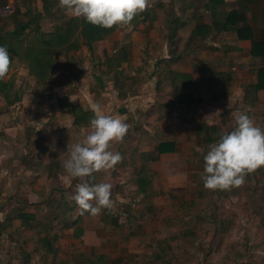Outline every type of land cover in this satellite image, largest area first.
Here are the masks:
<instances>
[{"label":"crops","instance_id":"0c3cea01","mask_svg":"<svg viewBox=\"0 0 264 264\" xmlns=\"http://www.w3.org/2000/svg\"><path fill=\"white\" fill-rule=\"evenodd\" d=\"M3 3L4 6H0V39L7 45L32 34H51L56 27H64L69 18H75L59 6L58 0H26V3L24 0H3ZM6 6L9 7L4 8ZM14 19L20 22L18 27ZM80 29L79 26L77 49L51 58L52 68L46 70L48 76L31 77L22 62L14 57L12 70L1 81L4 85L0 95L10 93L11 98L10 95L0 98V143L9 136L16 138L21 148L23 140L28 139L35 150L25 153L19 150L23 153L13 163L19 172L17 169L12 171L11 167L4 168L7 155L0 151V202H4L10 193L13 200L45 202L38 192L54 190L52 185L60 187L55 188L61 194L56 202H74L71 196L79 178H73L71 183L63 162L67 158V145L80 143L90 131V125H74L69 107H59L56 101L63 98L70 106L92 114V104L99 103L106 114L122 118L123 109L121 112L113 101L115 95H122L120 81L124 79L143 82L138 85L141 92L130 100L125 97L124 103L128 101L131 107L133 98L140 101L144 97L150 100L157 96L156 101L148 105L151 109L161 107L162 111L155 109V117L143 118L145 132L134 131L132 124L135 122L123 118L130 126L128 133L122 142L113 143L111 148L121 154L122 162L109 173L93 174L94 183L107 181L113 185L112 192L119 191L120 195L114 196L115 202H159L154 200L155 196L163 202L172 198L171 189L164 192L158 179L167 171L162 168L161 161L177 153V136L188 132L185 128L188 120H195L197 125L201 117L208 116L203 106L210 100L211 106L206 108L213 113L212 103L215 105L216 99L210 96L212 90L219 89L225 95H231L236 101V109L252 119L256 116L255 124L264 126V90L251 89L261 68V58L250 53L251 40H264V0H152L151 7L138 15L130 28L114 26L100 39L89 43L79 35ZM12 79L13 87L10 86ZM104 83L113 85L112 93L101 89ZM204 88L208 90L207 97L200 103L198 98ZM22 94L29 96L25 104L16 98ZM179 95L195 96L200 104L187 111L186 104H179L183 99H179ZM18 108L22 120L28 121L33 129H22V124L15 119L11 133L8 121L11 111L17 114ZM212 117L209 118L211 122ZM62 126L66 132L56 133V128ZM178 128H181L180 133ZM84 132L85 136H80ZM125 140L129 147L134 144L132 150L122 144ZM160 143L170 145V152H157ZM141 144L145 149H139ZM26 156L29 159L23 162ZM43 174L46 182L42 179ZM118 174L122 177H111ZM101 175H104L102 180ZM198 185L194 183V187ZM75 217L89 218L100 224L97 216L87 212ZM23 222L27 223V219Z\"/></svg>","mask_w":264,"mask_h":264},{"label":"rangeland","instance_id":"374dc122","mask_svg":"<svg viewBox=\"0 0 264 264\" xmlns=\"http://www.w3.org/2000/svg\"><path fill=\"white\" fill-rule=\"evenodd\" d=\"M13 81L14 79L11 87ZM120 84L123 93L115 95L114 105L121 112L123 109L122 118L135 124L140 122L139 125L132 124L134 131L145 132L142 127L143 118L155 117V109L162 111L161 107L152 105L155 108L151 109L148 105L155 102L157 96H152L150 100L144 97L140 101L133 98V105L129 107L128 101L124 103L125 97L130 100V97L140 93L141 86L138 85H143V82L124 79ZM152 86L153 83L151 88ZM205 87L208 85L205 84ZM101 89L112 93L111 89L115 88L104 83ZM207 91L204 88L200 94V103L203 97L206 99ZM212 92L209 95L216 99L215 105L212 103L213 113L206 108L211 106V100L203 104L208 116L201 117L197 125L195 120H188L185 126L188 132L177 136V153L170 159L161 161L162 168L167 171L158 179L164 192L171 189V199L166 198L161 202L155 196L154 200L159 202L116 201L113 209H102L97 216L100 222L98 225L95 224L96 220L75 217L80 213L75 202H56L61 198L60 191L55 190L59 185H52L54 190L51 188L50 191L38 192L45 202L13 200L10 193L9 196L6 195L4 202H0V264H48L52 254L47 244L56 250L54 264H90L95 262L97 255L102 257L97 264H264V167L247 175L246 182L241 187L209 190L203 185V157L210 145L232 130L233 113L239 111L231 95H225L219 89ZM7 95L11 98L10 93ZM7 95H0V98H6ZM16 98L19 103L22 101L25 104L29 96L22 94ZM40 98L44 99L42 96ZM178 98H183L179 104H186L187 111L200 104L195 96L179 95ZM79 110L76 113L81 112ZM18 111L17 114L12 111L10 114L8 128L12 129L11 133L15 127V119L22 124V129H33L28 121L22 120L21 112ZM210 116H213L212 122L209 121ZM253 120L257 121L256 116ZM56 129V133L66 132L63 126ZM178 129L180 133L181 128ZM17 132H20L19 129ZM81 135L84 137L85 132L80 133ZM4 139L0 143V151H5L7 155L4 168L11 167L14 171L17 168L14 169L13 163L17 162L20 153L35 149L28 139L23 140L21 148L16 138L6 136ZM127 142L125 140L122 144L132 150L133 141H130L132 147ZM122 144L121 147L124 148ZM143 147L145 146L141 144L139 149H145ZM28 159L29 157H24L23 162ZM111 177L119 179L122 176L118 174ZM100 178L102 180L104 175ZM42 179L47 181L44 174ZM74 179L70 178L71 183ZM91 180L93 182L94 178ZM79 182L77 179V183ZM194 183L199 185L194 187ZM28 193L27 191L26 194ZM115 194L120 195L117 189L112 192L114 201ZM110 213L119 217H110ZM25 219L27 223L23 222ZM79 227L90 233L85 235L84 231H87L82 232Z\"/></svg>","mask_w":264,"mask_h":264},{"label":"clouds","instance_id":"9594fccd","mask_svg":"<svg viewBox=\"0 0 264 264\" xmlns=\"http://www.w3.org/2000/svg\"><path fill=\"white\" fill-rule=\"evenodd\" d=\"M68 15L83 17L93 26L104 29L132 26V21L148 10L152 0H58ZM12 59L5 46H0V81L12 70ZM93 118L90 131L80 143L68 144L63 168L69 178H79L71 199L81 214H101L113 209V185L92 182L94 173H109L122 162L119 152L111 150L113 143L122 142L129 125L119 115L106 114L99 103L91 106ZM234 126L219 141L210 145L204 155L203 185L209 190H230L241 187L246 176L264 167V128L257 126L245 112L233 113ZM123 202V201H121Z\"/></svg>","mask_w":264,"mask_h":264},{"label":"trees","instance_id":"16d2710c","mask_svg":"<svg viewBox=\"0 0 264 264\" xmlns=\"http://www.w3.org/2000/svg\"><path fill=\"white\" fill-rule=\"evenodd\" d=\"M0 6H4L3 0H0ZM16 16L17 14L15 17ZM14 21L15 26L18 27L20 22H17L15 19ZM79 26L81 28L79 35L82 36L87 43L100 39L104 34L110 31V29H104L99 26L91 25L83 17H81L80 20L76 18H69L64 27H56L51 34H32L25 37L24 39L17 38L15 41L12 40L9 45H7L8 43L5 40L0 39V46H5L7 48L11 59L16 57L22 62L24 68L27 70L28 75L33 78L40 79L42 77L48 76L46 74V70L52 68V64L50 63L51 58H55L61 52L65 53L70 50L77 49ZM23 43H26V46H23ZM250 53L252 56L261 58V68L257 71L256 83L251 86V89L253 91L264 90V40H251ZM3 85L4 84H2L0 81V90L2 89ZM56 102L59 107H69L70 111L72 110L71 114L74 125L80 126L81 124L86 125L87 123L90 125V120L93 118L92 113L83 111L76 113L78 109L71 107L63 98L57 99ZM170 150L171 146L166 143H160L157 147V152L159 153H167L170 152ZM109 215H111L110 217L114 216V218L119 217V215L114 213H110ZM53 239L56 238L54 237ZM47 248L52 254L48 264H54V252L56 250H54L50 244H47ZM101 260L102 257L97 255L95 262H91L90 264H97V262H100Z\"/></svg>","mask_w":264,"mask_h":264},{"label":"built area","instance_id":"2783aa9c","mask_svg":"<svg viewBox=\"0 0 264 264\" xmlns=\"http://www.w3.org/2000/svg\"><path fill=\"white\" fill-rule=\"evenodd\" d=\"M9 6H6V7H4V8H8Z\"/></svg>","mask_w":264,"mask_h":264}]
</instances>
